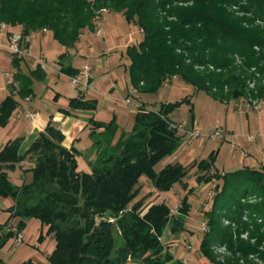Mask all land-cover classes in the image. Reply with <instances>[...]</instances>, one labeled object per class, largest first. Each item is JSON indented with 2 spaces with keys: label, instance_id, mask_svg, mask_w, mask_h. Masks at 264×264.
<instances>
[{
  "label": "trees",
  "instance_id": "1",
  "mask_svg": "<svg viewBox=\"0 0 264 264\" xmlns=\"http://www.w3.org/2000/svg\"><path fill=\"white\" fill-rule=\"evenodd\" d=\"M103 10L120 14L141 32L137 44L120 52L129 84L137 92L153 94L180 80L223 104L247 93L252 99L264 98V85L248 90L247 82L254 76L246 75L251 68L264 75V0H0V23L7 25L8 33L19 32L23 39L45 29L65 48L61 58L76 48L84 29H93L94 18ZM20 60L13 56L16 86L0 102L1 127L18 106L14 95L31 96L34 81L45 79L39 65L30 74L21 73ZM236 61L240 65H235ZM61 72L74 77L79 70L61 66ZM184 104L190 106L192 115L189 98L163 103L158 111L139 105L131 134L121 137L113 147V120L105 124L89 118V136L96 151L89 174L77 171L79 152L61 145L64 135L52 118L24 154L20 153L21 139L8 141L0 149V197L12 201L6 209L8 221L18 219L16 230H21L27 219L48 227L47 234L53 233L56 243L48 258L50 264H123L129 258L160 264L145 255L160 258L164 248L160 239L171 211L159 203L142 213L145 197L138 198L140 180L144 177L155 191L168 192L186 176L185 167L178 163L155 169L181 143L170 116ZM96 108V100L85 99L79 91L78 97L69 98L58 112L69 117L73 112H94ZM213 160L211 154L196 163L204 171L198 178L200 183L223 182L216 186L211 209L204 214L208 231L200 241V252L212 264H258L249 256L264 264V167L212 174ZM24 161L33 163L29 170L32 180L13 185L9 173ZM189 209L185 195L179 215L187 216ZM108 212L124 239L125 247L115 258L114 226L104 218ZM72 213L84 224L73 225ZM245 213L255 216L250 218L251 224L242 221ZM127 215L132 218L131 229L122 226ZM231 224L237 229L235 237ZM183 230L171 228V232ZM243 232H248L254 244L239 239ZM13 236L14 231H8L0 249ZM218 247L228 254L221 262L213 252ZM167 256L171 261L172 256ZM22 264L35 263L29 260Z\"/></svg>",
  "mask_w": 264,
  "mask_h": 264
},
{
  "label": "rangeland",
  "instance_id": "2",
  "mask_svg": "<svg viewBox=\"0 0 264 264\" xmlns=\"http://www.w3.org/2000/svg\"><path fill=\"white\" fill-rule=\"evenodd\" d=\"M98 23L103 31L101 37H97L94 34V29H96L95 26L92 30L86 28L81 32L76 48H81L83 52L80 53L82 54V57L76 58L74 67L82 68L83 66H88L90 69L93 68L94 72L91 70V78L93 80L90 83V90L87 91L88 94H90L88 96H96L98 99H104L103 96L105 95L108 96V99L114 104L116 115L121 116V124L124 128H130V123L126 117L127 111L129 112L130 108L131 110H136L132 107H124V105L120 103L125 99H129L133 107H138L143 104L148 111H158L163 103H174L181 101L184 98H189L191 101L192 115L189 113L190 106L184 104L170 116L172 124L177 128V133L182 139L179 147L172 155L161 159L155 167L156 170H161L172 161L173 158L177 157V161L182 163V166L185 167L187 171L186 176L180 183L175 184L167 195L170 197L171 202V218L169 223L165 226L161 236L160 242L164 248L162 249L160 258L156 259L155 256H149V254L145 255V257H149L153 261L157 260L160 264H180L178 260H169L167 256L169 252L165 247L167 244H170V241L173 240L176 235H180L181 233V231L171 232V228H184L185 219L181 216H175L180 209L182 199L185 195L188 196L187 203L190 204V219L186 220V227L188 230L176 240V247L180 250V254L183 251V247L189 245L188 243L191 244L190 250L193 249V243L191 242L192 236L200 237V241L203 238L204 234L200 232V228L202 223H206L204 214L211 209L217 191L215 190L216 186L220 187L223 184L222 180L213 181L208 184H204V182L200 183L198 178L204 174V171L199 170L196 167V163L207 159L212 154L214 158L211 170L212 174L214 172H217L218 174L237 172L244 168H253V165L255 164L254 167H256V169L264 167V98H256L260 100V109L253 111L252 108L248 106V93L246 96L239 97L238 99H229V103L223 104L219 100H215L203 92L196 91L192 86L186 85L180 80H175L163 85L153 94L141 93L133 89L137 94L134 96L130 95L124 87L126 81L129 83L128 75L126 70L121 67L118 55H116L115 52L119 53L120 51H123L125 40L138 34V29L133 24L126 22L120 14L111 12L102 13L99 17ZM42 37L37 35L33 37V42L28 55L20 60L18 68L21 73L30 74L32 72L31 69H36L37 67L33 58H35V56H40L42 58V63L47 66V73L49 74L48 79L50 82L48 85L37 83L34 85L35 87L33 86L35 89L34 91L38 90L34 99L36 103L41 102L42 104H47L48 107L53 108L52 106H55L57 108L58 106H63V100L76 97L79 89L73 88L70 85V77L61 72V66L55 61L56 54H61L64 52L65 48L49 35ZM7 46L8 41L3 32L0 37V101L4 100L12 93L13 87L7 82L13 78L14 73L17 71V68L13 65V55L8 50ZM73 52L79 53L75 49L71 50V53ZM102 55H105L106 57L103 59ZM97 56H100V65L96 63L97 60H93ZM235 65H240V62L236 61ZM49 68L58 70L59 75L56 76L54 74L56 77L52 76ZM246 75H251V72H248ZM251 82L254 84V88H250L247 83L248 90H257L258 87L264 85V83L256 77L255 81H250V83ZM5 91L8 94H6ZM224 92H227L226 88ZM55 97H57V99H55ZM14 99L22 105L25 103V98H22L18 94L14 95ZM98 110L99 113L97 119L105 120V124L110 123L112 120L117 124V117H110L103 108ZM38 112L41 117H43L44 114L47 112L49 113L50 111L48 110L45 112L42 109ZM12 116L13 114L11 117ZM20 117L23 119V116ZM7 124L4 127L0 126V139L2 137L5 138L6 136ZM192 126L200 130L201 136L188 143L186 132L190 131ZM212 130H223L226 139L208 138V132ZM37 134L34 136V139ZM9 136L11 137V135ZM80 136L81 141L79 147L83 150L89 149L91 140L88 131L85 130ZM248 136L254 137L256 140H254L253 143H249L247 141ZM8 137H6V139ZM13 137L14 135L11 138ZM113 140L114 137L111 142V147L119 141L118 140L113 144ZM232 145L235 146V149L232 148ZM25 151L26 150L21 149L20 147L21 155L24 154ZM78 163L80 168L82 165H87L82 156L79 157ZM24 165L28 167V170L25 171L26 175L22 174L21 167L18 165L11 171L10 181L13 185L19 186L23 183L28 184L31 182L32 175L29 170L33 167V163L27 161ZM144 184H147V182H141L138 197L140 198L144 196L147 199L144 202L142 213L146 211L151 203L158 201L159 199L158 195L154 200L149 199L152 194L148 193L147 188L149 189V187L145 188ZM163 193L165 194V192ZM249 201L253 202L254 199H249ZM8 206H10L9 199L0 197V224L3 225L0 228V241L5 238L8 231H14V236L16 233H21L22 242L19 245H14V236L7 239L3 247L0 249L1 264H22L29 260L35 264H50L48 258L52 254L56 245L53 233L47 234L48 227L42 225L40 221L36 219L24 220L25 225L23 228L21 230H16L15 227L18 223V219L8 221L9 213L6 211ZM72 217L73 225L84 224L78 219V214L72 213L71 218ZM104 218H111L110 213H106ZM250 218L255 219V216H250L249 213H245L242 221L251 224ZM97 221H99V219H97ZM6 222L7 224H5ZM223 225L227 226L229 224L223 222ZM113 226V236L115 241V252L113 253V257L115 258L117 257L118 250L120 251V249L125 246L120 226L115 223H113ZM122 226L131 229L132 218L128 215L124 217L122 220ZM249 228L251 229V226ZM167 229L174 236L170 233L167 235L165 233V230L167 231ZM231 230L235 237L237 234L236 226L231 224ZM239 239L249 241L251 244H254L255 241L254 239L249 238L248 232L241 233ZM213 252L218 256L217 259L220 262L222 261L223 256L225 257V255H228L223 247L215 248ZM199 253L201 254L200 249ZM202 258V261L209 263L203 256ZM249 259L260 264V262L253 256H249ZM128 260L133 263L143 264L130 258ZM127 262L128 261L126 260L125 263ZM194 264H201V262H194Z\"/></svg>",
  "mask_w": 264,
  "mask_h": 264
},
{
  "label": "crops",
  "instance_id": "3",
  "mask_svg": "<svg viewBox=\"0 0 264 264\" xmlns=\"http://www.w3.org/2000/svg\"><path fill=\"white\" fill-rule=\"evenodd\" d=\"M104 12H109V11H106L105 10V11L101 12V14L104 13ZM3 32L5 33V37L7 38V34H9L8 33V30H6V31H1L0 30V37L2 36ZM138 32L139 33L136 34L135 36H132L131 38H127L125 40V42L123 44V49H125L129 45L137 44L140 41L142 35H141V32H140L139 29H138ZM15 33L19 34V32H15ZM94 34L96 35V29H94ZM36 35L37 36H40V37H42V36H48V35L51 36L47 32L31 33L28 37H26L27 52H29L30 47H31V44L33 42V37L36 36ZM96 36L97 37H101L102 36V33H101V35H99V36L96 35ZM75 50L77 52H79V53H76V52L75 53L74 52L71 53V50H70L69 51L70 53L65 54L61 58L59 56L60 55H63L64 52H62L61 54H56L57 55L56 56V60H55L56 63L58 65L62 66V67H69V66H71V67L75 68L74 67V64H75L76 58L82 57V54H80V53L83 52V50L81 48H78V49L75 48ZM120 52L119 53L118 52H115V54L118 55L119 63L121 64V67H123L122 66V62L123 61H122V59L120 57ZM102 56H103V59H104V57H106L105 55H102ZM36 57H38V58H36ZM99 58H100V56H97L93 60L94 61L97 60L96 63L100 65L101 62L99 63V60H100ZM33 59L35 60L36 65H37L39 63V61H41L42 58L40 56H35V58H33ZM83 67H88V66H83ZM82 68H75V69H77V70L80 71ZM34 69L35 68H33L31 70L33 71ZM91 70L93 71V68L90 69V73H91ZM49 71L52 73V76L59 75V71L58 70H54L53 68H49ZM14 72H15V70H14ZM43 72L45 73V77L46 78L42 82H40V81L39 82L38 81H34L33 86L35 84H37V83H42L41 85H44V84L48 85L49 84L50 80L48 79V76H49V74L47 73L48 72V69L43 70ZM91 76H92V73H91ZM10 80L13 81V78L10 79ZM92 80L93 79L91 78L90 79V83L92 82ZM10 85H12V87H15L16 86V83L15 82H12V84H10ZM124 87L127 89L128 94L133 95V96L137 94V93L131 94L132 91H133V89H132V87L130 86V84L127 81L125 82ZM89 88H90V84H89V87L87 89H85L83 91H80V92H81V95L85 99H87V100H96V102H97V108H96V110L94 112H82V111H80V112H73V115L72 116H69V117L64 116L63 114H61V113L58 112V109L59 108L66 107V105H64V104L67 103V100H63V102H64L63 106H58L57 108L55 106H52L53 108L48 107L47 104H42L41 102L40 103H36L34 97L38 93V90L37 91H34L35 89L33 88V94L31 96H29V99L30 100L29 101H26L25 100L24 101L25 102L24 105L18 103V106H17L16 110L14 111L13 116L9 119V122H8V124L6 126L7 127V132L5 133L6 136H5V138L2 137L0 139V149L8 141L15 140V139H21V149L27 150L29 148L31 142L34 140V136L37 133L42 132L44 130V128L46 127V125H47L48 121L50 120V118H52L53 124L64 135V140H63V142H62L61 145L63 147H65L66 149H70L71 147H74L79 152V155L76 157V161H77V171L78 172L87 173V174L91 173V166L96 161V151H95V149H93L91 138H90L91 141H90V148L89 149L83 150V149H81L79 147V144H80V141H81V136L80 135L85 130L88 131V133H90V125H88V119L89 118H92V119H94L96 121L104 122L105 120L97 119L98 118L97 116H98V113H99L98 112L99 111L98 109H102V108L108 113V115H110V117H115V118L117 117V124H115V126H116V133H115L114 140H113V144H114L118 140L121 139L120 138L121 136H128V135L131 134L132 127H133V123H134V116H135L136 110H131L130 106H128L125 103H123V101L120 102L121 104L124 105V107L126 106L127 108H130V111L129 112L127 111V113H126V117L128 119V122L130 123V128H124L122 126V124H121V116H117L116 115V111L114 110L115 109L114 104H112V102L110 101V99H108V96H106V95L103 96L104 99H98L96 96H88V95H90L87 92L88 90H90ZM91 92H93V91H91ZM6 94H8V93L6 92ZM78 95H79V92H78V94H77L76 97H78ZM58 100H59V98H58ZM42 109L45 112H47L48 110L50 112L49 113L47 112L46 114H44L43 117H41V115L39 114L38 111H41ZM28 110L35 111V112H37L39 114V120H38L37 123H33L32 121L27 120V119L24 118V113L26 111H28ZM20 116H23V119ZM9 135H11V137L14 135V137L11 138ZM6 137H8V138L6 139ZM81 156L85 159V162L87 164V165H82L83 168L82 167L80 168L79 163H78V159ZM177 160H178V158L175 157L168 164L178 163V164L183 165L182 163L178 162ZM25 163H27V161H24V162H22V163H20L18 165L19 167H21V170H22V174L23 175H26V172L25 171L28 170L27 169L28 167H26L24 165ZM255 165H253V168L251 167V168H248V169L256 170V167H254ZM157 171H159V170H157ZM10 173H9V175H10ZM141 180H143V181H141ZM141 180H140V183L141 182H147L144 177H142ZM144 185H145L144 186L145 188L149 187V189L147 188L148 193H151L152 194L149 199H153L154 200V198L157 195H158V198H159L158 201H154L149 206H151L152 204L164 203V204L168 205L169 208H170V204H171L170 197L167 196L170 193L169 191L168 192H165V194H164L163 192H157V191H155L151 186H149L148 183L147 184H144ZM154 193H156V194H154ZM187 199H188V196H187ZM146 200L147 199L145 198L144 199V202ZM9 202H10V205H12V201L10 199H9ZM188 215L187 216H181V215H179V212H177L176 215H175L176 217L181 216L182 218L185 219L184 220V222H185L184 223V228H183L184 230L181 231L180 235H182L185 231L188 230V228L186 227V224H187L186 223L187 222L186 220L190 219V212L188 213ZM165 233L167 235H169L170 232L167 229V231L165 230ZM180 235H176L175 238H173V240H171V241L169 239L170 244H167V246L165 247V249L172 256V259L173 260H178L180 262V264H194V262H196V263L197 262H201V264H209L206 261H202L203 258L201 256V254L199 253L200 237L198 238V237L192 236L191 237L192 238L191 242L193 243V249L192 250H190V249L188 250L187 249V246L185 245V247H183L182 253L180 254V252H179L180 250L176 247V240L179 238ZM172 236H174V235H172ZM188 244L191 246L190 243H188ZM127 261H128L127 263H123V264H137V263L131 262L128 259H127Z\"/></svg>",
  "mask_w": 264,
  "mask_h": 264
},
{
  "label": "built area",
  "instance_id": "4",
  "mask_svg": "<svg viewBox=\"0 0 264 264\" xmlns=\"http://www.w3.org/2000/svg\"><path fill=\"white\" fill-rule=\"evenodd\" d=\"M103 11H105V10H103ZM99 17L100 16H96L93 20L94 26L96 27V35H98V36L101 35V33H102V29L98 23ZM255 24L261 25V23L257 22V21L255 22ZM0 30L6 31L7 25L4 23H0ZM42 32H46V30L44 29ZM7 41H8L7 48L12 53L13 56L24 59L28 55L27 47H26V45H27L26 44V38L23 39L22 36L20 34H17V33H9V34H7ZM255 50L258 51L259 49L255 48ZM37 65H39L42 70L47 69V66L44 63H42V61H39V63ZM249 72H251V74L254 76V78L252 80H248V82H247L248 86L250 88H254V84L252 82L250 83V81L254 82L255 77L259 78L261 80V82L264 83V75H260L258 72H256L255 68H251ZM90 79H91L90 69L88 67H83L79 71L78 75H76L74 77H70V85L73 88H78L79 91H83L89 87ZM11 82L12 81L9 80L8 83L12 84ZM132 93H135V90H133ZM25 100L29 101V97L25 98ZM247 101L249 102L248 106L251 107L253 111H257L260 109V100L252 99L249 97L247 99ZM123 103H125L126 105H128L134 109H137V106L133 107V105L130 103L129 99H125L123 101ZM24 118L32 121L33 123H37L39 120V114L35 111L28 110L24 113ZM186 133H187L186 139L188 140V143L201 136L200 130L198 128H195L194 126H192L191 130L186 132ZM208 138H210V139H217L218 138L221 140H225L226 135H225V132L223 130H212V131L208 132ZM254 140H255L254 137H251V136L247 137V141L249 143L254 142ZM232 148L235 149V146L232 145ZM121 214H122V212L119 215H121ZM107 221L110 223H114L115 219L111 217V218H108ZM224 223L228 224L227 222H224ZM207 231H208V228H207L206 223H202V226L200 228V232L202 234H205ZM243 236H245V235H243ZM21 242H22V235H21V233H18L15 236L14 245H19ZM187 248L191 249V246L188 245Z\"/></svg>",
  "mask_w": 264,
  "mask_h": 264
}]
</instances>
